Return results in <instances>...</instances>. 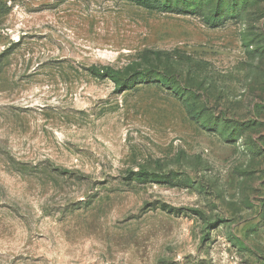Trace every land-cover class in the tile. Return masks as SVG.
Instances as JSON below:
<instances>
[{
	"label": "rangeland",
	"instance_id": "rangeland-1",
	"mask_svg": "<svg viewBox=\"0 0 264 264\" xmlns=\"http://www.w3.org/2000/svg\"><path fill=\"white\" fill-rule=\"evenodd\" d=\"M159 1L0 0V264H264V0Z\"/></svg>",
	"mask_w": 264,
	"mask_h": 264
},
{
	"label": "trees",
	"instance_id": "trees-1",
	"mask_svg": "<svg viewBox=\"0 0 264 264\" xmlns=\"http://www.w3.org/2000/svg\"><path fill=\"white\" fill-rule=\"evenodd\" d=\"M133 1L139 5H142L146 8L150 9H156L159 11H171L174 6L169 4H162L159 0H130ZM89 70L92 72L93 75L97 77H108L109 74L106 71H102L103 68H100L98 66H91ZM109 70L113 71L111 68ZM141 79V78H139ZM134 80V77L131 78H125L122 83H119V89L128 90L135 86V84L139 83L140 80ZM144 177V174H142V179Z\"/></svg>",
	"mask_w": 264,
	"mask_h": 264
}]
</instances>
